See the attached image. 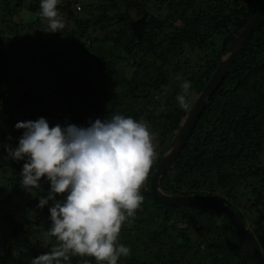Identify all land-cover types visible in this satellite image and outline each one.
<instances>
[{"label":"trees","instance_id":"1","mask_svg":"<svg viewBox=\"0 0 264 264\" xmlns=\"http://www.w3.org/2000/svg\"><path fill=\"white\" fill-rule=\"evenodd\" d=\"M0 1V81H3L0 105L7 106L0 111V180L10 173L7 180L13 184L10 188L16 187L17 209L40 216V221L51 225L48 212L51 202L38 207L39 196L47 193L49 183L41 178L40 189L25 191L19 182L24 161L9 160L4 149V145L18 144L23 130L15 129L17 122L44 117L50 127L58 123L86 127L90 121L110 118L120 111L145 121L158 136L162 150L159 156L155 155L141 188L142 205L121 226L126 230L134 224L139 232L147 235L144 254L134 248L130 257L124 260L120 257L117 264H248L241 234L228 216L202 204L178 207L159 204L152 198L150 182L162 153L180 131L220 57L232 48L234 40L230 38L223 45L224 39L238 35L254 16L264 11V0H246L248 5L238 6L230 4V0H211L204 7L198 6L197 0L179 3L100 0L101 12L95 16L91 13L90 18L77 16L69 2L58 4L60 16L67 13L69 21H74L71 30L54 33L62 39L67 31L69 42L60 48L45 42L47 37H53L51 32L37 33L13 22L22 9L40 16V0L31 4L25 0ZM188 10H192L193 18L187 15ZM110 25L114 26L115 34L112 43L103 45L92 39L88 46L93 50L98 46L99 54L92 62L80 60L77 54L87 49L84 40L89 27L96 32ZM186 46L193 50L210 46V51L205 50L209 55L193 65L194 71L189 76L183 65H179ZM119 63L127 68L137 66L147 78L137 79V75L128 74L120 82H110ZM173 66L181 79H176L167 95L170 83L167 70ZM11 67H16L17 73L21 71L19 80L18 75L9 71ZM26 71H29L28 83L23 78ZM183 80L191 82L189 110L181 109L176 100ZM36 81L41 92L33 95L31 85H36ZM50 81L56 92L43 93L49 91L46 84ZM71 81L75 84L74 98H69L64 91L58 92L71 87ZM118 83L126 87L121 93L114 89ZM27 85L30 88H25ZM122 99L126 102H120ZM160 186L168 194L213 195L231 205L250 230L259 264H264V24L242 48ZM5 199L12 201L14 196L11 192L0 194V203ZM255 213H259L257 217ZM16 215H4L3 225L0 224V234L3 233L0 242L9 250L15 248L36 257L56 246L43 245L29 230L28 226H39V220L33 221L29 216L30 220L22 222ZM36 216L33 217L36 219ZM128 235L121 244L130 245L131 234ZM1 252L0 248V264H5ZM67 264L107 262L69 253Z\"/></svg>","mask_w":264,"mask_h":264},{"label":"clouds","instance_id":"2","mask_svg":"<svg viewBox=\"0 0 264 264\" xmlns=\"http://www.w3.org/2000/svg\"><path fill=\"white\" fill-rule=\"evenodd\" d=\"M58 3L40 0L45 32H61L65 27ZM176 79H181L179 74ZM180 88L178 106L189 110L191 82L183 80ZM14 127L23 130L18 144L4 149L12 160L24 161L19 182L25 191L40 189L41 178L49 183L38 207L51 202L49 231L60 242L29 264H67L69 253L107 264L129 256L130 248L117 241L122 223L144 201L141 188L156 155L155 133L148 124L115 113L86 127L71 123L50 127L44 117Z\"/></svg>","mask_w":264,"mask_h":264},{"label":"rangeland","instance_id":"3","mask_svg":"<svg viewBox=\"0 0 264 264\" xmlns=\"http://www.w3.org/2000/svg\"><path fill=\"white\" fill-rule=\"evenodd\" d=\"M174 1L179 3L181 0H174ZM210 1L211 0H197V1H195V3L198 6L204 7V5L206 3H207L206 5L211 4L212 2H210ZM214 1H218V0H214ZM34 2H35L34 0H25V3H27V4H31ZM68 2L71 4L72 11L77 16L84 17V18H90L92 15L95 16L96 14H99L101 12L102 4H103V3H101L100 0H59L58 4L62 6L63 4L67 5ZM1 3L2 2L0 1V6H1ZM188 3H190V2H188ZM92 4H93V6H92ZM230 4H233L234 6H238V5H242V4L248 5L246 3V0H230ZM78 6L81 7V10H77ZM123 8H124V6L121 5V10H123ZM197 9H200V8H197ZM91 13H92V15H91ZM0 14H1V11H0ZM187 15L190 18H193L192 10H188ZM62 19H63L65 26L67 24H71V26L69 25V27H65L64 29L66 30L68 28V30H71L74 26L73 25L74 21H69V16L67 15V13L62 15ZM13 22L17 23L19 26H21L22 29L24 28L23 26H26V27H28V29H30L34 32L46 33L44 31V29L46 28V22L42 20L41 16H37L36 14H33L32 12H30L27 9H22L19 12V14L15 15V17L13 18ZM0 25H1V16H0ZM113 27L114 26L110 25V26H107V28L99 29L96 32L92 31V26L89 27L90 30L88 31V33L86 35V40H84V41H87V49L82 51V52H78L77 56L79 57V59L80 60L85 59L86 62H92V59L94 58V56L97 55V53L99 54L100 49L97 46V50H93L92 47L88 46L90 44V41H92V39H94V42H96V40H99V41H97V43H102L103 45L111 44L113 37H115V34L113 33ZM56 33H58V32H56ZM52 34H53V37L52 38L47 37L45 39V42L53 44V46L55 48L63 47L65 45V43L69 42V37L67 36V31L62 36V39L57 38V36L54 33H52ZM229 39L230 38H228L227 40H229ZM227 40H226V42H227ZM226 42H225V44H226ZM225 44H223V45H225ZM105 47H107V46H105ZM205 50L210 51V46H206L203 49L196 48L194 50L188 46L185 47L183 54L179 57L180 58L179 65H183V68L186 69L188 76L190 75V73L192 71H194L193 65L201 62L202 57L209 55L208 54L209 52L208 51L206 52ZM73 58H75V57H73ZM9 71L11 72V74L18 75V80H19V76L21 75V71H19V73H17L16 67L9 68ZM175 71H176V69L174 66L169 68V70H167V72L170 74V83L168 86L167 95L171 93V90L175 86V83H176V72ZM28 73H29V71H26L23 73V78H24V80H26L27 83L29 81V79L27 78ZM112 74H113V76L110 78V80H109L110 82H112L114 80H118L120 82V80L123 79L128 74L131 75L132 77L137 75V77H136L137 79L145 80L147 78L144 70L138 69L137 66L127 68L121 63L117 64V66L114 70V73H112ZM46 78L47 77L45 76V81H46ZM65 80H66V77L61 78L60 82L63 83ZM2 83H3V81H0V89L1 90H2ZM35 83H36V85H34V86L31 85V87L33 88V95L40 94V92H41V91H39L40 90L39 82L36 81ZM113 83H115V82H113ZM73 86L75 87V84L72 83V81H71V87H69V88L64 87L62 90L58 89V92L64 91L69 98L70 97L74 98L75 94L73 91L74 90ZM27 87H29V86L27 85L25 88H27ZM46 88H48L49 91H46L43 93L51 92L50 90L56 92V90H55L56 88L53 86V82H51V81L46 84ZM114 89L116 90V92L121 93L122 91H124L126 89V87L123 86L122 84L118 83V85ZM65 93H60V94L63 95ZM49 94H51V93H49ZM10 96H11V94H10ZM155 97H156V95H155ZM12 98H13V100H15V98L13 96H12ZM125 100L126 99H122V101H120V102L124 103V102H126ZM74 101L75 100H70L71 103ZM141 101H143V100H141ZM64 103H67V100H65ZM52 104H54V102H52ZM2 105L3 106L0 105V111L3 110L4 108H7V106L5 104H2ZM117 113H121V112L117 111ZM153 143H154L155 153H156V155L159 156L160 152L162 150V147H160L158 145V136L156 134H155ZM8 158H9V160H11V158L9 156H8ZM9 174L10 173L7 172L5 177H3L2 180H0V184L5 189V191H4L0 185V194H4V193L7 194L8 192H11L14 196V200L7 201L5 199L4 202L0 203V224L3 225L4 215L12 214V213L17 214L16 216L22 222H27L28 220H30L29 219L30 217L32 218L33 221L39 220L40 216H36L35 214H32V213H31L32 214L31 215L29 213H26L23 210L17 209L16 206L19 203V201H18V198L16 197V194H15L16 187L10 188V186H13V184L9 180H7V178L9 177ZM1 198L3 199V197H1ZM258 214L259 213H257V214L255 213V216L257 217ZM33 216H36V219ZM44 223L45 222L40 221L39 226H37V225L28 226V228L34 236H36L40 239V241L43 245L47 246L49 243H51V245L55 244L57 246L60 242L54 236L51 235V233L49 231V228L51 225H45L46 223L45 224ZM125 229L126 230L121 229L117 242L122 243L123 238L126 236L128 237L129 236L128 234H131V238L129 239L130 245L127 246L130 248L131 253L127 257L131 256L134 248L138 253L141 252V254L143 255L144 254L143 250L145 247L144 242L147 240V238H146L147 235L143 232H139L135 228L134 224H131L130 227L125 228ZM252 230L255 231L254 229H252ZM125 233H128V234H125ZM2 234H0V235L2 236ZM137 239H140V241H137ZM0 248L2 250L1 257H2L3 261L5 262V264H29V261L32 258H34L33 255H29L26 252H23L21 250H17L15 248L12 250H9V248L5 244H3L2 241L0 242ZM127 257L121 256V258L123 260ZM121 264H124V263H121Z\"/></svg>","mask_w":264,"mask_h":264},{"label":"water","instance_id":"4","mask_svg":"<svg viewBox=\"0 0 264 264\" xmlns=\"http://www.w3.org/2000/svg\"><path fill=\"white\" fill-rule=\"evenodd\" d=\"M264 24V11L258 13L248 25L236 36H227L224 39V44L228 38L234 40V44L230 51L220 57L218 66L213 73L211 79L198 96L194 105L192 106L188 116L186 117L180 131L173 138L167 149L163 152L160 163L151 177V195L155 202L169 206L178 207L191 204L207 205L223 212L234 223L243 239L248 264H259L258 251L254 243V239L245 222L242 220L238 212L221 198L213 195H172L165 193L161 186V180L167 173L171 165L180 155L186 140L190 137L197 121L200 119L203 110L208 101L217 90L220 83L234 64L239 56L242 48L249 40V38Z\"/></svg>","mask_w":264,"mask_h":264},{"label":"built area","instance_id":"5","mask_svg":"<svg viewBox=\"0 0 264 264\" xmlns=\"http://www.w3.org/2000/svg\"><path fill=\"white\" fill-rule=\"evenodd\" d=\"M77 10H80V6L77 7Z\"/></svg>","mask_w":264,"mask_h":264}]
</instances>
